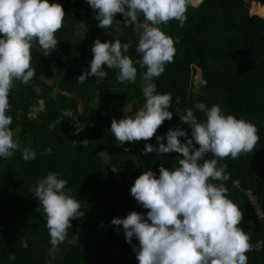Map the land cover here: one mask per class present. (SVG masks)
<instances>
[{
	"label": "trees",
	"instance_id": "1",
	"mask_svg": "<svg viewBox=\"0 0 264 264\" xmlns=\"http://www.w3.org/2000/svg\"><path fill=\"white\" fill-rule=\"evenodd\" d=\"M62 3L65 17L56 32L57 47L49 55L38 44L31 49V66L36 74L28 83L14 81L9 93L14 138L36 152L25 160L21 151L11 158H0V261L3 264H47L50 246L46 216L39 200L30 191L49 171L67 180L66 187L81 201L83 216L71 221L66 239L76 238L62 258V264H138L126 242L123 227L111 224L114 217L141 207L130 195V188L144 171L159 174V167L178 166L182 154L176 152L143 154L145 143L155 145V136L181 127L190 132L179 115L197 102L208 107L219 104L227 114L251 121L258 129L259 142L252 151L238 158L226 157L224 181L228 197L243 213L241 227L255 241L263 236L255 211L243 193L251 189L264 208V0H190L183 26L170 20L161 29L178 40L173 61L156 79V92L170 93L173 112L152 138L125 142L118 146L110 131L111 121L133 116L145 102L142 88L117 80L118 70L104 67L103 77H78L89 70L91 49L76 30L84 26L89 41L130 42L129 55L143 75L136 51L137 30L126 25L117 13L110 28L97 27L95 10L87 0H55ZM251 5V10L250 6ZM262 7V8H260ZM93 10V12H92ZM259 14V15H252ZM143 22V16L138 17ZM89 61V62H88ZM199 71L197 83L194 76ZM206 82V83H205ZM71 110L76 121L65 118L54 128L48 125ZM198 119L204 114L194 109ZM184 142V138H180ZM166 143V140L164 141ZM130 146V151L125 148ZM198 147V145H197ZM51 148L50 154H43ZM206 159H210L209 153ZM202 162V161H201ZM238 182V187L234 184ZM148 210L144 209L146 214ZM247 264H264V250L245 253Z\"/></svg>",
	"mask_w": 264,
	"mask_h": 264
},
{
	"label": "clouds",
	"instance_id": "2",
	"mask_svg": "<svg viewBox=\"0 0 264 264\" xmlns=\"http://www.w3.org/2000/svg\"><path fill=\"white\" fill-rule=\"evenodd\" d=\"M87 3L96 12L97 27L110 28L120 13L126 25H134L137 30L136 51L141 54L140 67L146 69L142 75L146 82L142 89L145 102L133 116L114 118L110 131L118 146L147 141L165 120L173 118V112L168 110L172 105L171 94L157 93L155 81L173 61L178 40L160 25L174 19L182 27L190 0H87ZM140 15L143 22L138 20ZM64 17L62 6L49 0H0V158H11L18 150L25 160L36 158L32 148L14 138L10 128L12 116L7 114L9 93L14 81L28 83L36 74L31 66L34 44L45 56L56 49L55 34ZM129 48L130 42L121 43L118 39L95 40L89 70L78 77V82L90 76H105L102 69L107 67L118 70V81L134 83L137 68L126 55ZM194 109L205 118L198 119ZM179 117L189 125L190 137L186 129L178 126L155 136V145L145 143L143 148V154H182L178 166L168 169L161 165L158 175L149 169L135 178L130 195L148 211L146 214L131 211L126 217L112 218L111 224L117 226L114 229L117 232L119 226L123 227L130 245L133 238L139 242L138 247H132L138 264H247L249 237L239 227L243 213L228 197L223 182L229 177L218 162L252 151L260 139L258 129L251 121L225 113L219 104L208 107L197 102ZM65 118L76 121L77 132L82 130L71 110H65L48 127L54 128ZM51 151L47 148L43 154ZM128 151L130 146L125 148ZM209 153L212 158L206 159ZM66 185L67 180L59 173L49 171L30 189L46 216L50 255L66 241L71 221L84 214L80 211L81 201Z\"/></svg>",
	"mask_w": 264,
	"mask_h": 264
},
{
	"label": "rangeland",
	"instance_id": "3",
	"mask_svg": "<svg viewBox=\"0 0 264 264\" xmlns=\"http://www.w3.org/2000/svg\"><path fill=\"white\" fill-rule=\"evenodd\" d=\"M254 1H255V3H258V0H254ZM246 2L249 4V0H246ZM49 3H59L60 5L62 4V3L57 2L55 0H49ZM190 4H191V2H190ZM249 6H250V10H251V5H249ZM92 12H93V10H92ZM250 13H251V11H250ZM262 13H264L263 10H262ZM253 15H259V14H253ZM260 15H262V14H260ZM76 34L80 38L83 39V42H85L86 46H88L90 49L92 48L93 41H89V39H88V33H87V31H86V29L84 28L83 25H81V27H79L76 30ZM134 66L137 68V77H136L137 85L143 89V87L145 86V83L146 82L142 79V74H141L140 69H138V67L136 65H134ZM199 77H200V74H199V71H197V74L194 76V82L195 83H197L199 81ZM135 211L143 212L144 213V209L141 208V207L137 208ZM76 238H74V239H66V241L64 243H62L59 246L58 250L54 254H52V255L49 254V249L51 247V246H49L47 248V261H48L47 264H62V258H63V255H64L65 251L68 248H70L76 242ZM68 241H71V243H69ZM0 264H2L1 261H0Z\"/></svg>",
	"mask_w": 264,
	"mask_h": 264
},
{
	"label": "built area",
	"instance_id": "4",
	"mask_svg": "<svg viewBox=\"0 0 264 264\" xmlns=\"http://www.w3.org/2000/svg\"><path fill=\"white\" fill-rule=\"evenodd\" d=\"M224 169L225 166L223 165ZM238 187V182L234 183ZM244 195L246 196L250 206L255 211V215L257 217L258 223L263 230L264 233V208L259 203L256 195L251 189H245L243 190ZM250 250L246 253H255L264 250V234L260 239H257L255 241H249Z\"/></svg>",
	"mask_w": 264,
	"mask_h": 264
},
{
	"label": "crops",
	"instance_id": "5",
	"mask_svg": "<svg viewBox=\"0 0 264 264\" xmlns=\"http://www.w3.org/2000/svg\"><path fill=\"white\" fill-rule=\"evenodd\" d=\"M258 4V3H257ZM259 5V4H258ZM260 6V5H259ZM260 8H262V7H260ZM264 8V7H263ZM259 16H264V13L262 14V15H259ZM3 264V263H2Z\"/></svg>",
	"mask_w": 264,
	"mask_h": 264
},
{
	"label": "water",
	"instance_id": "6",
	"mask_svg": "<svg viewBox=\"0 0 264 264\" xmlns=\"http://www.w3.org/2000/svg\"><path fill=\"white\" fill-rule=\"evenodd\" d=\"M201 1H202V0H201ZM201 1H200V2H201ZM245 1H246V0H245ZM200 2H199V3H200ZM199 3H198V4H199ZM198 4H196V5H198ZM191 5H192V6H196V5H193V4H191ZM252 15H253V14H252Z\"/></svg>",
	"mask_w": 264,
	"mask_h": 264
}]
</instances>
